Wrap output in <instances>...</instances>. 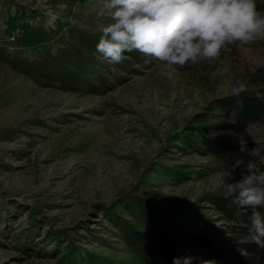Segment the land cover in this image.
Here are the masks:
<instances>
[{
	"label": "rangeland",
	"instance_id": "obj_1",
	"mask_svg": "<svg viewBox=\"0 0 264 264\" xmlns=\"http://www.w3.org/2000/svg\"><path fill=\"white\" fill-rule=\"evenodd\" d=\"M99 7L0 0V264H91L96 256L130 264L111 217L128 218L133 200L186 208L218 226L208 199L235 195L223 184L231 171L191 144L238 81L264 92V39L184 67L136 51L112 66L96 52L97 26L110 22ZM64 52L70 61L57 64ZM212 122L208 135L252 145L264 161V124L229 131ZM241 178L231 172L225 182ZM160 188L174 196L153 192Z\"/></svg>",
	"mask_w": 264,
	"mask_h": 264
},
{
	"label": "clouds",
	"instance_id": "obj_2",
	"mask_svg": "<svg viewBox=\"0 0 264 264\" xmlns=\"http://www.w3.org/2000/svg\"><path fill=\"white\" fill-rule=\"evenodd\" d=\"M96 15L110 21L97 26L96 52L112 66L123 63L125 53L136 51L184 67L216 60L234 43L248 45L264 39V13L257 10L256 0H100ZM246 91L247 84L238 81L230 95L239 97ZM225 178H231V172L223 184L229 194L236 195V203L253 209L249 238L264 248V212L256 210L264 209V172L249 161L239 181L226 183ZM153 192L174 196L167 188ZM194 260L197 258L191 255L177 256L173 264H192ZM198 264L217 261L199 260Z\"/></svg>",
	"mask_w": 264,
	"mask_h": 264
},
{
	"label": "trees",
	"instance_id": "obj_3",
	"mask_svg": "<svg viewBox=\"0 0 264 264\" xmlns=\"http://www.w3.org/2000/svg\"><path fill=\"white\" fill-rule=\"evenodd\" d=\"M256 6L258 11H264V4ZM31 14L34 17L37 15ZM24 17L25 13L10 17L8 23L12 24ZM24 36L26 40H31L30 29H24ZM66 53L53 60L59 63L70 61ZM212 110L217 111L213 117L215 121L204 119L202 122L205 125L199 129L201 132L197 140L192 142L189 136L190 140L185 139V142L191 141V147L196 152L215 159L217 164L233 173L244 174L249 161L255 163L258 171L264 172V161L253 153L252 145L241 147L210 136L206 125L207 122H212L213 126L239 131L253 124H264V92L246 91L239 97L217 99L213 102ZM208 201L221 221L218 226L214 221L208 222L206 218L199 217L186 208L159 211L145 199L133 200L128 205V218H120L114 214L111 221L117 228V235L133 255L130 264H173V257L187 255L197 258L192 264L208 259L216 260L217 264H264V248H260L249 238L253 209L241 208L236 203V195L216 196ZM256 210L264 212V209ZM189 226L201 229L210 236L198 235L189 230ZM104 260V264H114ZM91 261V264H103V260L97 256L91 258Z\"/></svg>",
	"mask_w": 264,
	"mask_h": 264
}]
</instances>
